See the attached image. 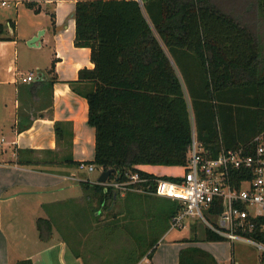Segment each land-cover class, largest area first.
Instances as JSON below:
<instances>
[{"label": "trees", "instance_id": "16d2710c", "mask_svg": "<svg viewBox=\"0 0 264 264\" xmlns=\"http://www.w3.org/2000/svg\"><path fill=\"white\" fill-rule=\"evenodd\" d=\"M228 2H77L74 43L91 49L94 67L82 68L79 79L70 84L87 98L89 124L96 132L94 159L81 162L102 171L114 168L109 179L119 181L139 172L150 178L146 187L154 188L158 175L140 165L186 166L193 133L209 158L228 150L256 156L264 145V53L255 16L259 7L264 15V0L246 2L239 12L228 8ZM25 4L41 11L37 2ZM54 69L55 60L50 70ZM58 124L60 138L65 129L59 130ZM261 158L264 161V154ZM255 177V165L230 170V182L238 190ZM94 187L105 208L121 196L103 184ZM181 207L174 202L169 212L164 211L167 219ZM222 211L220 202L208 210L212 216ZM254 222V230L244 235L264 240V216ZM49 223L38 220L41 232ZM205 233L207 240H228L209 227ZM17 264L34 262L22 258ZM179 264L219 263L195 246L181 250Z\"/></svg>", "mask_w": 264, "mask_h": 264}, {"label": "crops", "instance_id": "0c3cea01", "mask_svg": "<svg viewBox=\"0 0 264 264\" xmlns=\"http://www.w3.org/2000/svg\"><path fill=\"white\" fill-rule=\"evenodd\" d=\"M27 1L39 3L41 11L28 8ZM78 1L0 0V264H15L19 256L34 264H179L181 250L195 246L219 264H239L238 242L207 240L205 229L194 228L193 218L172 226L164 211L178 200L127 190L105 208L94 187L102 169L93 171L100 172L95 179L80 173L78 162L94 159L96 132L89 124L87 98L70 84L82 68L94 67L91 49L74 43ZM39 72L43 84L23 82ZM57 123L59 130L65 129L60 138ZM153 166L140 168L157 174ZM127 192L145 198L128 197ZM21 201L32 206L31 215L46 204L51 207L35 217L33 247L15 260L6 213H18ZM250 211L254 214L256 208ZM41 218L50 222L42 232ZM139 235L149 238L144 247L138 244ZM259 264H264L261 252Z\"/></svg>", "mask_w": 264, "mask_h": 264}, {"label": "built area", "instance_id": "2783aa9c", "mask_svg": "<svg viewBox=\"0 0 264 264\" xmlns=\"http://www.w3.org/2000/svg\"><path fill=\"white\" fill-rule=\"evenodd\" d=\"M36 77L35 73H30L23 77V82L36 81ZM263 154L264 145L261 144L256 156H243L239 150H228L216 158H209L206 149L193 133L189 161L184 166L183 174L177 175L178 180L158 175L154 180L156 186L146 187L150 178L134 172L123 181L108 179L100 184L112 188L115 193L117 190H139L178 200L182 207L172 219L173 227L182 226L187 218L200 219L205 221L207 227L228 240L248 241L264 254V240L244 235L254 230V218L264 216V161L261 158ZM254 165L256 177L243 182L240 190L234 188L230 182V170L250 168ZM79 168L88 171L97 169L94 164L85 162H81ZM245 183L248 186H244ZM217 202L222 204L223 211L214 215L217 223L213 224L204 215V210L208 211ZM239 203L242 206H239ZM252 207L256 208L254 214L250 211Z\"/></svg>", "mask_w": 264, "mask_h": 264}, {"label": "rangeland", "instance_id": "374dc122", "mask_svg": "<svg viewBox=\"0 0 264 264\" xmlns=\"http://www.w3.org/2000/svg\"><path fill=\"white\" fill-rule=\"evenodd\" d=\"M235 1V2H234ZM252 0H229V4L227 5L228 8H231L233 11L235 12H239V9L241 7H244L243 4H245L246 2H250ZM252 12L250 16L252 17ZM255 18L259 19L258 21V28H259V39L261 41L262 47H263V53H264V15H262L261 13V9L260 7L257 9V15L255 16ZM21 59V56H20ZM36 72V71H34ZM6 137V136H4ZM153 166V165H152ZM160 169H158V167H151L152 170H154V172L157 173V175H168V176H177V175H181L184 172V167H173V166H161L159 167ZM80 169V168H79ZM83 170V169H80ZM81 174H83L84 176H88L90 178H96L98 177V175L100 174V172L96 171H88V170H83L80 171ZM128 197H135V198H140L143 197L145 198L144 195H139L135 192H133L132 194H129ZM135 200V199H133ZM154 202H158V201H154ZM37 206V205H36ZM39 207V206H37ZM51 205L46 204L45 205V209L40 210L38 209L39 212H37V215H43L44 216V211L47 209H50ZM32 206L28 205L27 203H22V201L18 204V213H14L13 215H11V210L9 209V213L7 210L6 213V217H7V231L10 235L11 238V244H12V254H13V258L16 260V257H18V254H21L22 251L25 249L26 247L27 249L32 248L33 244L31 242V238L33 235H35L38 232V228L36 226V220L35 217L37 216L35 213L34 214H30V210H31ZM122 210V209H121ZM6 211V209H5ZM40 213V214H39ZM204 215L206 216L207 219L210 220L211 223H217V219L216 217L212 216L207 210H204ZM119 224H123V223H119ZM194 228L199 230H204L205 229V221L203 222V220L200 219H195L194 221ZM121 226V225H120ZM123 227V225L121 226ZM177 230V229H176ZM205 231V230H204ZM70 232V229L68 228L67 233ZM59 233L61 234L60 231L57 232V234L59 235ZM29 237V238H28ZM149 238H147L144 235H139L138 236V244H142V246L144 247L145 242L148 241ZM238 248H239V264H259V249L252 243H248V242H244L242 240H235ZM22 244V245H21ZM24 246V247H23ZM22 256H19V260L21 259ZM18 259L16 260L15 264H17Z\"/></svg>", "mask_w": 264, "mask_h": 264}, {"label": "water", "instance_id": "95a60500", "mask_svg": "<svg viewBox=\"0 0 264 264\" xmlns=\"http://www.w3.org/2000/svg\"><path fill=\"white\" fill-rule=\"evenodd\" d=\"M41 34V32L38 33V36H36L35 38L31 39L29 41L30 45H34L35 41L38 39L39 35ZM44 79V74L42 72H39L37 77H36V81H42ZM115 172L114 168L108 169V170H104L101 172L98 181L100 183H104L106 182L110 176Z\"/></svg>", "mask_w": 264, "mask_h": 264}]
</instances>
